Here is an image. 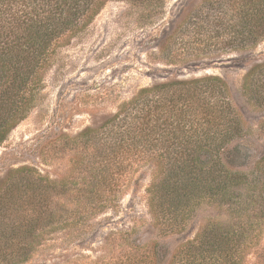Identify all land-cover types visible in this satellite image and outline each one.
Listing matches in <instances>:
<instances>
[{
	"label": "trees",
	"instance_id": "trees-1",
	"mask_svg": "<svg viewBox=\"0 0 264 264\" xmlns=\"http://www.w3.org/2000/svg\"><path fill=\"white\" fill-rule=\"evenodd\" d=\"M108 1L151 0H0V146L35 108L59 42L91 23ZM182 28L168 35V46L184 42L181 62L195 63L201 53ZM263 40L264 0H213L212 49L247 50ZM242 91L264 112V61L246 72ZM243 131L219 77L140 89L68 140L79 154L65 178L51 180L29 166L7 171L0 181V264H29L39 253L44 263L34 264H56L63 256L49 253L58 240L83 248L92 218L116 203L126 177L142 167L152 173L147 208L156 235L182 234L202 201L215 212L163 260L154 247L151 257L130 253L124 264H244L257 251L264 264V155L252 172L234 171L248 159L240 151ZM112 235L138 251L131 232H111L108 246Z\"/></svg>",
	"mask_w": 264,
	"mask_h": 264
},
{
	"label": "rangeland",
	"instance_id": "rangeland-1",
	"mask_svg": "<svg viewBox=\"0 0 264 264\" xmlns=\"http://www.w3.org/2000/svg\"><path fill=\"white\" fill-rule=\"evenodd\" d=\"M212 2L108 1L91 23L59 42L35 108L0 146V181L9 169L21 166L35 168L51 180L65 178L79 154L70 148L68 140L83 129L114 114L142 88L208 76L226 83L230 101L244 126L239 144L244 146L240 151L248 159L239 160L241 166L234 171L252 172L264 155V112L243 95L242 83L249 68L264 61V40L247 50L212 49ZM179 26L194 37L190 46L201 53L195 63L181 62L184 42L174 48L168 46V35ZM134 169L126 177L116 203L92 218L87 231L90 226L94 228L83 248L75 241L66 246L59 240L53 244L49 254H54L53 258L55 254L63 256L54 263L124 264L130 253L151 257L154 247L163 260L179 244L192 240L214 214L213 205L202 201L188 215L182 234L166 239L156 235L147 208L152 173L146 167ZM120 230L131 232L132 240L138 239L137 252L131 243L123 246L113 235L112 243L109 239L106 245L104 240L109 234ZM61 245L67 249L64 254L60 253ZM259 247H264V236ZM258 253L246 257L244 264H262ZM40 254L29 264L43 262Z\"/></svg>",
	"mask_w": 264,
	"mask_h": 264
}]
</instances>
